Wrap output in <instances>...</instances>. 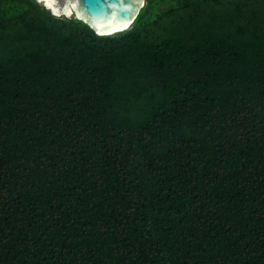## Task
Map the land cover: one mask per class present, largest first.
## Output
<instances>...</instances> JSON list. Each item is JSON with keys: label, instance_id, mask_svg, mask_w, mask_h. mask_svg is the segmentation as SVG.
I'll list each match as a JSON object with an SVG mask.
<instances>
[{"label": "trees", "instance_id": "16d2710c", "mask_svg": "<svg viewBox=\"0 0 264 264\" xmlns=\"http://www.w3.org/2000/svg\"><path fill=\"white\" fill-rule=\"evenodd\" d=\"M145 3L0 0V264H264V0Z\"/></svg>", "mask_w": 264, "mask_h": 264}, {"label": "water", "instance_id": "95a60500", "mask_svg": "<svg viewBox=\"0 0 264 264\" xmlns=\"http://www.w3.org/2000/svg\"><path fill=\"white\" fill-rule=\"evenodd\" d=\"M55 16L87 23L102 36L132 29L145 0H41Z\"/></svg>", "mask_w": 264, "mask_h": 264}, {"label": "rangeland", "instance_id": "374dc122", "mask_svg": "<svg viewBox=\"0 0 264 264\" xmlns=\"http://www.w3.org/2000/svg\"><path fill=\"white\" fill-rule=\"evenodd\" d=\"M37 1H39V2H40L41 0H37Z\"/></svg>", "mask_w": 264, "mask_h": 264}, {"label": "bare ground", "instance_id": "6f19581e", "mask_svg": "<svg viewBox=\"0 0 264 264\" xmlns=\"http://www.w3.org/2000/svg\"><path fill=\"white\" fill-rule=\"evenodd\" d=\"M115 34V33H114Z\"/></svg>", "mask_w": 264, "mask_h": 264}]
</instances>
